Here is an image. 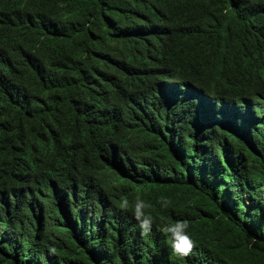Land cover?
Returning a JSON list of instances; mask_svg holds the SVG:
<instances>
[{
  "label": "trees",
  "instance_id": "obj_1",
  "mask_svg": "<svg viewBox=\"0 0 264 264\" xmlns=\"http://www.w3.org/2000/svg\"><path fill=\"white\" fill-rule=\"evenodd\" d=\"M6 2L13 9L7 28L0 26V192L54 172L53 152L67 153L62 164L67 170L90 149L102 154L109 140L125 135L128 157L113 162L103 183L111 197L121 191L153 205L145 212L158 210L161 197L170 201L158 228L189 222L195 247L187 257L166 247L171 264H264V189L239 183L258 154L253 144H263L245 140L242 153L231 160L207 137L203 145L191 142L185 153L173 154L162 135L170 127L166 117H187L191 107L169 108L160 89L176 81L227 97L264 85V0ZM150 2L169 5V21L194 37L190 63L133 42L135 31L121 27L131 6L159 15ZM22 12L36 22L35 41L32 28L19 20ZM122 92H131V106L114 100ZM15 227L0 220V264H21ZM37 234L46 241L37 252L43 263H138L115 254L105 231L100 238L107 250L97 260L65 220ZM155 244L149 236L147 245Z\"/></svg>",
  "mask_w": 264,
  "mask_h": 264
},
{
  "label": "clouds",
  "instance_id": "obj_2",
  "mask_svg": "<svg viewBox=\"0 0 264 264\" xmlns=\"http://www.w3.org/2000/svg\"><path fill=\"white\" fill-rule=\"evenodd\" d=\"M149 6L157 8L159 15L150 17L137 6H131L130 14L120 21L121 27L135 31L133 42L190 63L194 37L181 28L180 23L169 21V5L159 8L150 2ZM12 9L6 0H0V26L4 29ZM19 20L32 28L35 41L36 22L32 15L22 12ZM9 36L14 41V37ZM169 37L173 42H168ZM166 83L169 88L160 89L169 108L191 107L187 117H166L170 127L162 135L172 153L181 155L191 142L203 145L208 137L223 156L234 160L243 151L241 143L254 138L263 145L253 144L258 154L250 163V169L239 178V183L244 188L264 189V85L240 96L219 97L200 87H181L176 81ZM187 98L191 101L184 100ZM114 100L129 107L131 92H122ZM145 110L159 113V109ZM128 154L129 141L125 135L109 140L102 154L90 149L85 160L75 159L67 170L62 166L67 153L53 152L54 172L40 175L26 186L1 191L0 220L16 222L15 233L21 239L17 261L21 264H52L48 259L43 263L44 257H37L38 250L46 243L37 231L42 232L63 220L82 248L95 260L107 250L100 238L102 231L108 234L112 251L124 256L128 262L136 257L137 264H171L166 247L178 257L191 255L195 241L188 232L187 220H177L158 228L159 219L170 203L166 198H160L158 210L145 212L153 205L140 197H125L121 191L110 196L111 190L103 181L114 169L113 162L126 159ZM31 171L32 167L21 176ZM119 196L124 198L118 202ZM149 236L156 240L154 247L147 245ZM140 244H143L141 251L138 249Z\"/></svg>",
  "mask_w": 264,
  "mask_h": 264
}]
</instances>
